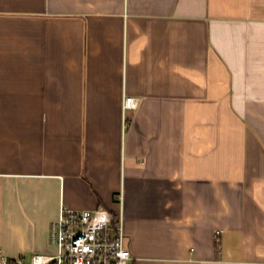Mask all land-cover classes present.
I'll list each match as a JSON object with an SVG mask.
<instances>
[{
	"label": "crops",
	"instance_id": "0c3cea01",
	"mask_svg": "<svg viewBox=\"0 0 264 264\" xmlns=\"http://www.w3.org/2000/svg\"><path fill=\"white\" fill-rule=\"evenodd\" d=\"M62 207L133 264H264V0H0V249Z\"/></svg>",
	"mask_w": 264,
	"mask_h": 264
},
{
	"label": "built area",
	"instance_id": "2783aa9c",
	"mask_svg": "<svg viewBox=\"0 0 264 264\" xmlns=\"http://www.w3.org/2000/svg\"><path fill=\"white\" fill-rule=\"evenodd\" d=\"M140 101L126 97L124 111H136ZM53 255L10 257L0 249V264H133L121 217L99 208L78 211L62 207L51 224Z\"/></svg>",
	"mask_w": 264,
	"mask_h": 264
}]
</instances>
